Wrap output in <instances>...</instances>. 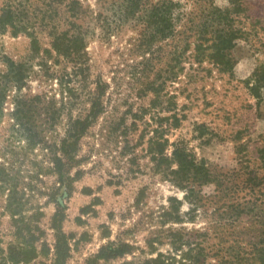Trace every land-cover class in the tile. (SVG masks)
<instances>
[{"label": "rangeland", "instance_id": "1", "mask_svg": "<svg viewBox=\"0 0 264 264\" xmlns=\"http://www.w3.org/2000/svg\"><path fill=\"white\" fill-rule=\"evenodd\" d=\"M66 1L0 0V16L11 5L16 18L15 29L0 31L2 82L14 80L8 60L20 66L17 82L7 83L0 112V264H54L51 224L59 209L66 264H87L109 243H127L131 250L99 264H145L158 253L164 256L155 264H179L181 252H173L167 239L153 251L147 243L171 227L207 231L210 248L230 233L242 244L254 241L255 231L264 229L253 217L264 207L257 206L264 200V0H239L234 8L228 26L237 38L225 66L205 50L216 41L209 32L210 0H173V34L151 47L142 15L121 22L115 17L121 0H79L93 15L76 21L86 34L78 62L52 47L54 33L73 21L64 11ZM212 2L229 6V0ZM104 18L121 25L105 35ZM97 82L103 110L79 141L67 192L54 157L71 121L89 113ZM18 104L23 110L16 114ZM156 129L169 144L182 143L222 181L220 190L214 184L200 189L204 198L193 220L184 190L163 178L151 160L148 141ZM172 149L167 147V155ZM254 177L260 184L255 190ZM171 197L183 202L184 220L163 225L160 216ZM236 202H250L255 210L235 222L221 216ZM24 246L35 249V258L13 260L11 249Z\"/></svg>", "mask_w": 264, "mask_h": 264}, {"label": "trees", "instance_id": "2", "mask_svg": "<svg viewBox=\"0 0 264 264\" xmlns=\"http://www.w3.org/2000/svg\"><path fill=\"white\" fill-rule=\"evenodd\" d=\"M108 2V0H103ZM114 5V3L112 4ZM239 5V0H229V6L226 8H219L215 6L210 0L209 10L207 14L214 21L211 31L214 41L208 48L211 49L210 58L213 62L225 66L227 65L228 51L234 46L233 40L236 39V32L228 26V22L231 18V14L234 8ZM173 0H159L157 3H149V0H121L115 5L114 15L117 20L121 22L123 19L126 21L129 17H135L136 15H142L145 19V30L148 33L146 39L147 45L151 47V43L156 40H164L173 34V18L172 9L176 7ZM8 10L2 16H0V31H5L7 26H11L15 29V16L13 15L12 6H7ZM64 11L68 14V18L73 21L70 22V28L67 30L54 33V39L52 47L57 53L69 60L76 61L81 60L84 55L85 36L82 31L81 24H76L77 20H83L88 15H93V11L90 7L84 6L79 0H69L64 4ZM104 25H102V31L105 35H110L121 24L112 25V22H108L104 18ZM207 30V29H206ZM207 32V31H206ZM212 39V38H211ZM212 39V40H213ZM206 39L205 41H209ZM32 45L36 47L37 39L32 38ZM202 45H198L201 47ZM37 51L34 48V51ZM9 66L8 76L13 78L12 81H3L0 79V112L2 105L6 98L7 83L17 82L16 74L20 69V66L13 61H7ZM150 89L157 91V88L151 85ZM103 88L101 83L97 82L94 91L91 92V108L89 113L83 118H77L71 121L68 129L66 130L65 137L61 140L60 154L54 157V163L59 171V183L64 187L67 192L72 189V181L69 175V170L78 162L76 158V152L78 150L79 141L97 119L99 114L103 110L102 105ZM20 104L17 105L16 114L22 112ZM174 126H178L179 119L173 115ZM155 130V136L150 138L148 143V151L151 154V160L154 162L155 169L162 175L163 178L170 181L173 185L185 192L184 199L191 204V208L187 214L191 215L190 220L194 219V213L198 210L199 206H202L203 195L200 190L202 187L210 184L216 185V190H220L223 186L222 181L217 179L209 166L201 161L198 162L187 148L182 143H171L169 139L163 137V133ZM169 145H172L173 149L171 155H167L166 150ZM264 158V153L262 154ZM257 179V178H256ZM252 189L255 190L260 184L252 179ZM199 188V190H198ZM264 188V187H263ZM261 192V191H258ZM225 195V192L223 193ZM261 195H264L261 193ZM11 203V202H10ZM182 201L176 197L169 199V207L161 214L163 225L170 223H183L184 217L181 214ZM250 202L246 204L232 203L228 205L229 211L221 216L228 215L227 219L233 218V222L241 220L244 215H250L255 210L254 206L249 207ZM254 203V202H253ZM264 200L260 202L259 206H263ZM11 206V205H9ZM264 210V207L262 208ZM262 210L257 214H254L256 223L264 225V213ZM57 212L52 218V228L54 230L55 237V260L54 264H66L68 257V244L67 237L63 232V218L62 213ZM252 217V218H253ZM218 227L223 226L222 223ZM253 226V225H252ZM254 241H249L246 244L239 242L235 234L230 233L229 238L219 236V242L213 244L210 247L207 246L209 234L207 231H201L200 229H190L185 227L180 228H168L166 230L159 229L154 236L147 241L151 251L154 246L164 239H167L173 246V252H181V261L179 264H264V229L255 231ZM226 234V233H224ZM229 242V243H228ZM131 246L127 243H109L101 248L100 252L90 258L87 264H99L101 260L109 261L116 259L129 253ZM35 249H28L27 247L12 248L10 257L20 259L22 262H28L29 259L35 258ZM164 255L158 253L154 259L147 260L145 264H155L158 259H161ZM214 257L215 262H208L209 258ZM19 264L18 260L17 263Z\"/></svg>", "mask_w": 264, "mask_h": 264}]
</instances>
